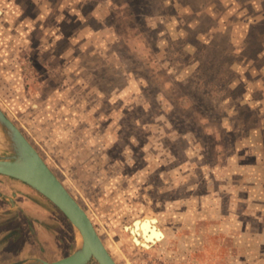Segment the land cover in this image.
Segmentation results:
<instances>
[{"label": "rangeland", "instance_id": "1", "mask_svg": "<svg viewBox=\"0 0 264 264\" xmlns=\"http://www.w3.org/2000/svg\"><path fill=\"white\" fill-rule=\"evenodd\" d=\"M0 107L118 264H264V0H0ZM0 179L54 215L0 195V264L78 247ZM139 219L162 231L147 247Z\"/></svg>", "mask_w": 264, "mask_h": 264}, {"label": "water", "instance_id": "2", "mask_svg": "<svg viewBox=\"0 0 264 264\" xmlns=\"http://www.w3.org/2000/svg\"><path fill=\"white\" fill-rule=\"evenodd\" d=\"M0 131L8 153H0V173L17 178L49 198L73 223L81 242L71 253L55 260L42 257L21 259L10 264H87L95 258L99 264H118L90 215L50 167L22 129L0 107Z\"/></svg>", "mask_w": 264, "mask_h": 264}, {"label": "crops", "instance_id": "3", "mask_svg": "<svg viewBox=\"0 0 264 264\" xmlns=\"http://www.w3.org/2000/svg\"><path fill=\"white\" fill-rule=\"evenodd\" d=\"M5 175V174H4ZM2 179H0L1 181ZM2 183V182H1ZM9 184V183H5ZM4 187H1L0 189V195H2V197H4L6 199V201L10 202V206L8 207L9 209H14V208H19V207H23L24 212L31 214L32 216H36V217H48V216H54L53 212L47 210L46 208L42 207L41 205H37L35 204V202H31L29 200V198L26 199H21L20 198H25L23 197L19 192H15V191H8L7 189H2ZM11 188V186H10ZM8 209V210H9ZM43 215V216H42ZM9 216V215H7ZM8 219L11 217H7ZM43 231V229H40ZM47 229L43 232H46ZM54 231L56 232V229H54ZM48 232V231H47ZM264 234V233H263ZM46 238H49V240L53 239L56 236H51V235H45ZM51 238V239H50ZM54 240V239H53Z\"/></svg>", "mask_w": 264, "mask_h": 264}, {"label": "bare ground", "instance_id": "4", "mask_svg": "<svg viewBox=\"0 0 264 264\" xmlns=\"http://www.w3.org/2000/svg\"><path fill=\"white\" fill-rule=\"evenodd\" d=\"M5 145L0 131V147ZM134 241L138 245L149 246L151 242L161 238V229L150 219H139L131 227Z\"/></svg>", "mask_w": 264, "mask_h": 264}]
</instances>
